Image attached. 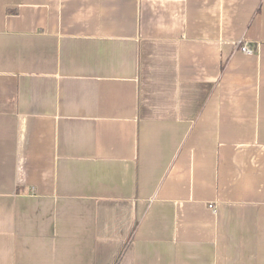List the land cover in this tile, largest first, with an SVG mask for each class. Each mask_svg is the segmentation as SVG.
<instances>
[{"label": "crops", "instance_id": "0c3cea01", "mask_svg": "<svg viewBox=\"0 0 264 264\" xmlns=\"http://www.w3.org/2000/svg\"><path fill=\"white\" fill-rule=\"evenodd\" d=\"M0 264H264V0H0Z\"/></svg>", "mask_w": 264, "mask_h": 264}, {"label": "built area", "instance_id": "2783aa9c", "mask_svg": "<svg viewBox=\"0 0 264 264\" xmlns=\"http://www.w3.org/2000/svg\"><path fill=\"white\" fill-rule=\"evenodd\" d=\"M239 49L242 51V52H244V53H246V54H252L253 53V49L252 48H249L247 45H239Z\"/></svg>", "mask_w": 264, "mask_h": 264}]
</instances>
